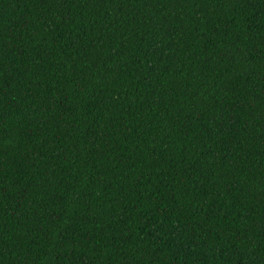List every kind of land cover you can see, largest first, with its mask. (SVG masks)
<instances>
[{"label":"trees","instance_id":"1","mask_svg":"<svg viewBox=\"0 0 264 264\" xmlns=\"http://www.w3.org/2000/svg\"><path fill=\"white\" fill-rule=\"evenodd\" d=\"M0 264H264V0H0Z\"/></svg>","mask_w":264,"mask_h":264}]
</instances>
